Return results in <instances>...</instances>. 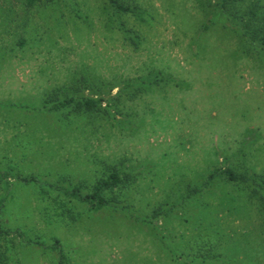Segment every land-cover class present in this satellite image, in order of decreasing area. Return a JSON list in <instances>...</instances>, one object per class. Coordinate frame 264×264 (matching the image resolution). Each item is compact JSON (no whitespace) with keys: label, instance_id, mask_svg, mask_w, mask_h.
<instances>
[{"label":"rangeland","instance_id":"rangeland-1","mask_svg":"<svg viewBox=\"0 0 264 264\" xmlns=\"http://www.w3.org/2000/svg\"><path fill=\"white\" fill-rule=\"evenodd\" d=\"M117 2L0 0V264H264V0Z\"/></svg>","mask_w":264,"mask_h":264},{"label":"trees","instance_id":"trees-1","mask_svg":"<svg viewBox=\"0 0 264 264\" xmlns=\"http://www.w3.org/2000/svg\"><path fill=\"white\" fill-rule=\"evenodd\" d=\"M109 5L113 8H118L123 11H128L129 8L121 6L117 0H108ZM235 0H218L217 6L224 10L227 5H233ZM254 18L256 20L254 21ZM242 22V38L251 48L257 49L261 59L264 61V11L256 13L254 9L248 8L238 17ZM108 173L104 177L97 179L92 185H86L85 188H90L89 193L74 197L76 201H82L87 204L90 210H98L101 206L111 203L112 197L115 194L114 200L117 202V197L122 195L123 184L128 180L127 174L119 175V171L110 166L107 168ZM225 178L229 181H245V176L235 174L231 170L225 169L222 171ZM252 182L257 183L261 189L258 198L264 206V173L256 174L252 178ZM62 264V263H61ZM66 264V263H63Z\"/></svg>","mask_w":264,"mask_h":264}]
</instances>
